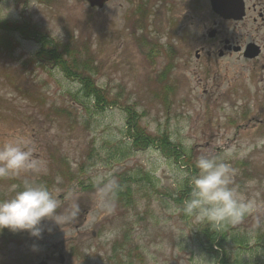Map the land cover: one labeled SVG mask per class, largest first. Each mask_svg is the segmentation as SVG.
<instances>
[{
    "label": "rangeland",
    "instance_id": "obj_1",
    "mask_svg": "<svg viewBox=\"0 0 264 264\" xmlns=\"http://www.w3.org/2000/svg\"><path fill=\"white\" fill-rule=\"evenodd\" d=\"M138 2L0 0V20L36 26L75 47L87 70L66 59L71 72L91 76L110 104L96 111L75 78L51 62L30 61L39 48L34 40L13 36L15 48L0 47V146L27 139L47 164V174L0 178V199L28 181L59 195L60 211L69 207L70 191L80 205L61 227L44 222L41 238L0 231V264H264V87L239 82L246 71L225 74L214 59L207 73L194 57L203 20L195 12L192 21L185 0H151L142 9ZM129 115L146 133H165L179 159L154 145L130 147ZM228 153L236 185L244 191L255 179L249 194L262 206L238 224L195 222L183 211L185 173L197 171L201 154ZM111 181L130 191L120 204L108 201ZM208 231L224 236L223 252L203 247Z\"/></svg>",
    "mask_w": 264,
    "mask_h": 264
},
{
    "label": "clouds",
    "instance_id": "obj_2",
    "mask_svg": "<svg viewBox=\"0 0 264 264\" xmlns=\"http://www.w3.org/2000/svg\"><path fill=\"white\" fill-rule=\"evenodd\" d=\"M33 153L31 141L27 139H15L0 146V178L19 175L23 171L47 174L46 161L36 159ZM229 157L230 153L225 156L201 154L195 161L197 171L185 173L190 192L183 211L195 222H208L217 227L226 223L238 224L262 206L255 198V192L249 194L257 184L255 179L246 182L244 191L236 185L238 170L228 162ZM60 182L61 178L57 177L56 183ZM114 185L115 181H111L108 188ZM9 191L13 193L9 198L0 199V231L27 232L31 237L41 238L44 222L51 221L61 227L80 212L78 200L71 191L67 194L71 203L63 211H60L62 199L53 195L46 185L24 181L12 184Z\"/></svg>",
    "mask_w": 264,
    "mask_h": 264
},
{
    "label": "flooded vegetation",
    "instance_id": "obj_3",
    "mask_svg": "<svg viewBox=\"0 0 264 264\" xmlns=\"http://www.w3.org/2000/svg\"><path fill=\"white\" fill-rule=\"evenodd\" d=\"M150 1L139 0L137 9ZM133 2L126 0V6ZM185 3L192 21L196 14L203 20L194 57L204 62L202 66L207 73L213 72L209 61L214 59L217 65L221 63L225 74L239 75L242 73L238 70L246 71L244 78L239 76V82L255 81L264 87V0H185ZM235 67L238 68L234 71ZM241 92L246 94L243 88Z\"/></svg>",
    "mask_w": 264,
    "mask_h": 264
},
{
    "label": "trees",
    "instance_id": "obj_4",
    "mask_svg": "<svg viewBox=\"0 0 264 264\" xmlns=\"http://www.w3.org/2000/svg\"><path fill=\"white\" fill-rule=\"evenodd\" d=\"M13 36H18L20 39L25 40H34L38 44L39 48L34 53L30 61H36L42 64L51 62L53 65L60 68L65 77L69 76L75 78L76 81L82 85L83 90L81 89V91L84 97L92 99V104L96 111H103L104 108L110 106L105 98L104 90L96 86L93 81H91V76L84 75L79 71L71 72V68L68 66L66 59H70L76 69L79 68L81 70H87V67L79 66V60L76 56L77 49L72 47L71 44H63L57 42L54 39H48L47 36L41 33V31L36 26H30L23 22L0 20V47H2L5 51H10L15 48ZM128 111L129 110L125 107L124 112L129 114ZM128 118L129 119L126 121V134L128 137H130V147L141 150L145 147L154 145L155 147L159 148L163 154L172 156L175 160L179 159V153H177L174 148H172V144L169 142V139L165 133L161 134L160 136H153L149 133H146L144 129L137 125L133 120L131 123L132 117L130 115ZM172 150L175 152L170 153ZM185 193L187 194V192ZM120 195H124L127 198V196L130 195V191L127 189V187L126 190H123L122 185L115 184L114 187L110 189L108 195V201L110 204L112 202H118L120 204ZM183 196L184 194L182 193L179 195V197L175 198L174 201L177 205H182ZM202 235L204 236L202 245L203 247H206V250H212L215 248L217 250H214L216 251L215 253L224 250V236L218 238L214 232L210 231L204 233L202 232ZM226 260L227 258H224L221 263L225 264Z\"/></svg>",
    "mask_w": 264,
    "mask_h": 264
},
{
    "label": "water",
    "instance_id": "obj_5",
    "mask_svg": "<svg viewBox=\"0 0 264 264\" xmlns=\"http://www.w3.org/2000/svg\"><path fill=\"white\" fill-rule=\"evenodd\" d=\"M86 1L89 4V6H91V7H93V6L101 7L106 0H86ZM39 264H45V263L42 262Z\"/></svg>",
    "mask_w": 264,
    "mask_h": 264
}]
</instances>
